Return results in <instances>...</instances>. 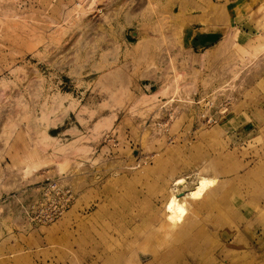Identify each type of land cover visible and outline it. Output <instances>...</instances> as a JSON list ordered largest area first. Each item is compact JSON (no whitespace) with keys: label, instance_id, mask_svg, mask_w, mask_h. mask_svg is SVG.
Listing matches in <instances>:
<instances>
[{"label":"rangeland","instance_id":"1","mask_svg":"<svg viewBox=\"0 0 264 264\" xmlns=\"http://www.w3.org/2000/svg\"><path fill=\"white\" fill-rule=\"evenodd\" d=\"M210 31L227 47L187 50ZM235 42H264V0H0V264H79L95 198L183 164L235 201L231 264H264V44ZM51 179L72 207L28 222Z\"/></svg>","mask_w":264,"mask_h":264},{"label":"bare ground","instance_id":"2","mask_svg":"<svg viewBox=\"0 0 264 264\" xmlns=\"http://www.w3.org/2000/svg\"><path fill=\"white\" fill-rule=\"evenodd\" d=\"M178 166L166 168L158 186L125 193L108 188L107 196L95 198L92 218L85 222L78 215L79 264H207V258L231 264L235 201L218 194L219 182L205 165L194 171ZM140 173L134 172L136 180L144 179Z\"/></svg>","mask_w":264,"mask_h":264},{"label":"built area","instance_id":"3","mask_svg":"<svg viewBox=\"0 0 264 264\" xmlns=\"http://www.w3.org/2000/svg\"><path fill=\"white\" fill-rule=\"evenodd\" d=\"M38 190L35 199L20 202L27 221L36 225L48 224L62 217L76 199L72 187L63 184L59 179L47 180L38 187Z\"/></svg>","mask_w":264,"mask_h":264},{"label":"crops","instance_id":"4","mask_svg":"<svg viewBox=\"0 0 264 264\" xmlns=\"http://www.w3.org/2000/svg\"><path fill=\"white\" fill-rule=\"evenodd\" d=\"M218 34L210 31L203 33L199 36V39H196L192 42H185V46L188 47V51L193 53L198 52H219L227 47L228 42L218 41ZM264 44V42H235L238 45L240 50L244 52H251L257 44Z\"/></svg>","mask_w":264,"mask_h":264}]
</instances>
